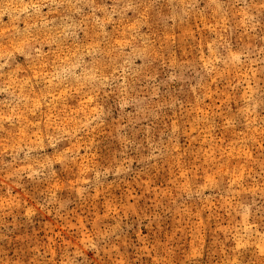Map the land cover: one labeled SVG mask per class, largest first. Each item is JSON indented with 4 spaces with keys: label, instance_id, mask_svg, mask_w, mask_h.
<instances>
[{
    "label": "rangeland",
    "instance_id": "374dc122",
    "mask_svg": "<svg viewBox=\"0 0 264 264\" xmlns=\"http://www.w3.org/2000/svg\"><path fill=\"white\" fill-rule=\"evenodd\" d=\"M0 264H264V0H0Z\"/></svg>",
    "mask_w": 264,
    "mask_h": 264
}]
</instances>
